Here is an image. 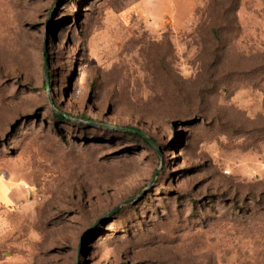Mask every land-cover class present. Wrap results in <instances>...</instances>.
Returning a JSON list of instances; mask_svg holds the SVG:
<instances>
[{"label":"rangeland","instance_id":"1","mask_svg":"<svg viewBox=\"0 0 264 264\" xmlns=\"http://www.w3.org/2000/svg\"><path fill=\"white\" fill-rule=\"evenodd\" d=\"M0 264H264V0H0Z\"/></svg>","mask_w":264,"mask_h":264},{"label":"trees","instance_id":"2","mask_svg":"<svg viewBox=\"0 0 264 264\" xmlns=\"http://www.w3.org/2000/svg\"><path fill=\"white\" fill-rule=\"evenodd\" d=\"M45 86L49 88L48 81L45 83ZM43 90H46V89L44 88ZM58 117L61 118V116H58ZM138 135H139V134H138ZM144 141H145L146 143H148L149 145H154V141H153V140L150 141V140H148L147 138H144Z\"/></svg>","mask_w":264,"mask_h":264},{"label":"water","instance_id":"3","mask_svg":"<svg viewBox=\"0 0 264 264\" xmlns=\"http://www.w3.org/2000/svg\"><path fill=\"white\" fill-rule=\"evenodd\" d=\"M84 236H85V234L81 237V239H83Z\"/></svg>","mask_w":264,"mask_h":264}]
</instances>
